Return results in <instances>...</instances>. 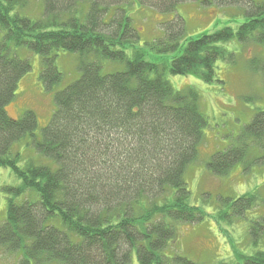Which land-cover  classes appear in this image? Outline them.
Returning <instances> with one entry per match:
<instances>
[{
    "label": "trees",
    "instance_id": "1",
    "mask_svg": "<svg viewBox=\"0 0 264 264\" xmlns=\"http://www.w3.org/2000/svg\"><path fill=\"white\" fill-rule=\"evenodd\" d=\"M30 1L0 0V167L19 180L1 186L6 216L0 223V252L20 253V264H129L135 249L139 264L169 259L196 264L179 253L168 258L164 250L176 236L174 223L209 215L188 204L184 179L207 120L197 89L175 90L165 74L211 82L217 60L233 56L220 42L236 38L263 45L264 0L247 3V17L236 30L226 25L187 36L179 15L161 21L164 34L146 43L158 60L147 59V49L136 44L138 31L124 6L128 0H36L38 16L26 10ZM180 1L139 0L161 12L174 11ZM23 47L40 56L39 75L47 89L61 79L55 52L78 54L79 76L52 95L54 109L39 138L33 110L17 118L6 110L31 68L19 56ZM102 61L120 62L123 69L101 72ZM258 64L264 87V57ZM23 138L52 165L14 150ZM260 160L264 109H257L237 141L213 153L206 165L222 176L239 161ZM257 189L225 197L234 199L216 211L217 219L253 209ZM255 224L264 231L261 222ZM232 253L233 259L219 264H264V248L243 254L233 246Z\"/></svg>",
    "mask_w": 264,
    "mask_h": 264
},
{
    "label": "rangeland",
    "instance_id": "2",
    "mask_svg": "<svg viewBox=\"0 0 264 264\" xmlns=\"http://www.w3.org/2000/svg\"><path fill=\"white\" fill-rule=\"evenodd\" d=\"M249 1L219 4L217 0H184L176 5L174 11L169 12L147 7L139 0H128L127 5L124 6L132 25L138 31L139 39L136 44L147 49V59L158 60L157 54L153 53L146 43L164 34L161 21L179 15L184 21L183 26L187 36L212 31L226 25L236 30L247 17L244 10ZM26 10L38 16L41 12V4L31 0ZM2 34L3 31L0 30V40ZM219 45L233 56L232 59L217 60L215 80L204 82L192 75H174L169 72L165 74V78L175 90L186 86L197 89L200 94L201 110L207 120L197 156L185 171L184 179L189 190L188 204L201 207L209 215L197 222L174 223L176 236L168 242L164 250L168 258L179 253L196 264H219L221 261L233 259V246L243 254L264 248V231L257 230L255 224V221H258L264 227V162L260 160L251 165H244L239 161L233 165L228 174L222 176L210 172L206 165L213 153L237 141L239 131L250 121L257 109H264L263 78L258 64L264 57V44H242L238 39L232 38L220 42ZM23 48H20L23 51L19 56L27 58L31 68L19 79L15 97L6 110L11 117L16 118L26 109L33 110L37 116L34 134L39 138L42 127L47 124L54 109L52 95L79 76L78 54L62 49L55 52V65L60 71L61 79L51 89H47L39 75L42 69L40 56ZM127 52L130 56L131 50ZM102 62L101 72H105V68L123 69V64L120 62ZM28 139L23 138L16 142L14 150H19L24 159L32 158L52 165L51 159L39 156L33 145L28 143ZM23 158L19 159V164L24 162ZM10 170L0 167V223L6 216V194L1 186L19 183ZM255 189L258 190V197L253 209L246 211L243 216L232 213L224 220L217 219L216 211L225 209L231 203L229 199H234L225 197H236L246 192H253ZM253 229L256 235L252 233ZM19 254L1 251L0 264H20ZM129 260V264H139L135 249ZM166 264L173 263L169 259Z\"/></svg>",
    "mask_w": 264,
    "mask_h": 264
}]
</instances>
